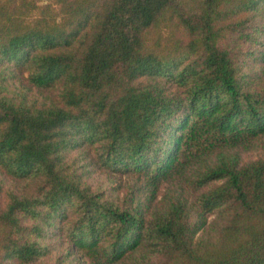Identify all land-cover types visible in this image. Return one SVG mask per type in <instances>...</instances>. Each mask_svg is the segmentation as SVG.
I'll use <instances>...</instances> for the list:
<instances>
[{
	"label": "trees",
	"instance_id": "obj_1",
	"mask_svg": "<svg viewBox=\"0 0 264 264\" xmlns=\"http://www.w3.org/2000/svg\"><path fill=\"white\" fill-rule=\"evenodd\" d=\"M0 264H264V0H0Z\"/></svg>",
	"mask_w": 264,
	"mask_h": 264
},
{
	"label": "rangeland",
	"instance_id": "obj_2",
	"mask_svg": "<svg viewBox=\"0 0 264 264\" xmlns=\"http://www.w3.org/2000/svg\"><path fill=\"white\" fill-rule=\"evenodd\" d=\"M260 155H262V152L261 151H258V150L245 152L243 154V160L254 159V158H256V157H258ZM218 182L219 181H213L206 188H209L210 186H212V185H214V184H216ZM161 192H162V189H161L160 193L158 194V198L160 197ZM215 214H216L215 211L208 213V215H207V222L211 221L214 218Z\"/></svg>",
	"mask_w": 264,
	"mask_h": 264
}]
</instances>
